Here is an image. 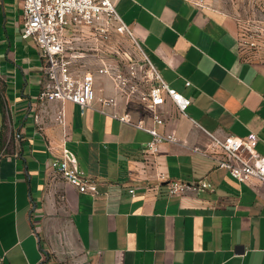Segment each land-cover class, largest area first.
<instances>
[{
    "label": "crops",
    "instance_id": "obj_1",
    "mask_svg": "<svg viewBox=\"0 0 264 264\" xmlns=\"http://www.w3.org/2000/svg\"><path fill=\"white\" fill-rule=\"evenodd\" d=\"M111 1L160 79L190 104L180 114L167 100L156 124L97 73L95 98L115 97L116 114L176 142L152 155L144 130L95 108L40 103L43 58L21 37L23 0H0V264H264V185L236 182L201 153L207 133L254 134L264 157V61L240 50V24L212 0ZM70 155L95 194L52 167ZM171 181L208 186L170 197Z\"/></svg>",
    "mask_w": 264,
    "mask_h": 264
},
{
    "label": "built area",
    "instance_id": "obj_2",
    "mask_svg": "<svg viewBox=\"0 0 264 264\" xmlns=\"http://www.w3.org/2000/svg\"><path fill=\"white\" fill-rule=\"evenodd\" d=\"M189 1L197 7L205 6L204 0ZM250 23L247 21L246 26H241L239 48L247 57L264 61V17L261 21ZM109 28L131 36L111 0H23L21 37L31 39L43 58L42 70L45 81L37 99L42 104L51 102L73 104L81 113L89 108H95L103 115L144 130L151 136L145 150L154 155L161 143L176 142L173 134H158L152 129L144 128L139 122L133 123L128 114L123 116L116 114L112 110L116 105L115 97L95 98L94 73L76 69L75 63L79 55L75 48L71 47L72 43L79 41L87 32L104 33ZM67 31L71 34L69 44L65 40ZM146 62L147 73L142 66L135 64L127 67L125 73L105 66L97 69L95 73L108 76L116 93L124 100L136 96L138 101L152 112L156 124H162V118L157 110L167 100L174 105L178 113L184 114L190 101L169 88L147 58ZM142 72L144 73L142 79L146 78L151 82L146 91H140L138 87L140 78L138 74ZM188 85L186 83V86ZM207 136L209 143L206 150L201 153L216 163V169L227 172L236 182L244 184L255 182L264 185V157L255 149L257 137L254 134H249L244 139L233 135L218 137L209 133ZM52 167L79 192L96 193L95 186L81 178L74 156L55 161ZM207 186L201 182L186 184L171 181L167 184V194L170 197L180 196L187 192H197Z\"/></svg>",
    "mask_w": 264,
    "mask_h": 264
},
{
    "label": "rangeland",
    "instance_id": "obj_3",
    "mask_svg": "<svg viewBox=\"0 0 264 264\" xmlns=\"http://www.w3.org/2000/svg\"><path fill=\"white\" fill-rule=\"evenodd\" d=\"M212 3L229 9L240 26H246L247 21H261L264 17V0H212ZM71 47L79 55L75 63L78 70L95 73L105 66L125 73L127 67L135 64L142 66L147 73L146 56L136 42L127 33H119L114 28H109L104 33L87 32L79 41L72 43ZM138 76L139 90L146 91L151 82L146 78L142 79L143 72Z\"/></svg>",
    "mask_w": 264,
    "mask_h": 264
}]
</instances>
